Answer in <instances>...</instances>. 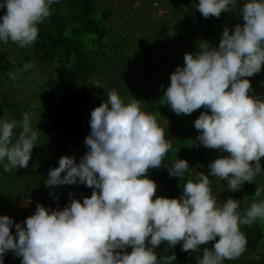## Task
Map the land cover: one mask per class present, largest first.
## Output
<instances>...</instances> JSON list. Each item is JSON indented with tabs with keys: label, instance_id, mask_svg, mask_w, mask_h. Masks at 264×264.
I'll list each match as a JSON object with an SVG mask.
<instances>
[{
	"label": "clouds",
	"instance_id": "clouds-1",
	"mask_svg": "<svg viewBox=\"0 0 264 264\" xmlns=\"http://www.w3.org/2000/svg\"><path fill=\"white\" fill-rule=\"evenodd\" d=\"M55 2L2 0L0 9L6 11L0 16V41L21 48L33 45L38 25L52 14ZM237 7V0H199L196 6L205 19ZM239 12L243 24H236L231 33L224 27L218 47L201 41L197 53L184 54V65L171 73L163 94L177 115L206 109L194 121L200 133L196 141L228 155L210 162L208 175L198 172L195 180H188L179 199L156 196L158 186L148 178L149 170L165 167L170 176L181 179L188 162L164 164L172 145L156 116L143 111L135 97L125 103L110 90L91 111L87 151L79 163L62 156L44 181L45 187L84 184L93 189L91 196L82 203L72 199L59 210L37 202L34 214L22 223L0 216V264L9 251L21 264H173L174 253L158 258L155 249L180 243L182 251L200 252V246L211 241L212 248H203L197 264H224L244 253L247 238L240 226L264 221V200L242 213L239 200L220 202L213 196L209 179L226 181L235 192L264 172V97L249 94L253 90L248 79L264 65V0H245ZM32 67L25 64L22 70ZM94 86L101 88L98 81ZM30 116L24 114L19 124L0 118V162L7 161L6 172L29 165L38 141ZM17 127L22 129L18 135L13 131ZM261 192L257 188L255 195Z\"/></svg>",
	"mask_w": 264,
	"mask_h": 264
},
{
	"label": "trees",
	"instance_id": "trees-1",
	"mask_svg": "<svg viewBox=\"0 0 264 264\" xmlns=\"http://www.w3.org/2000/svg\"><path fill=\"white\" fill-rule=\"evenodd\" d=\"M164 1L168 8L160 11L162 15L156 16L154 10L157 6L151 7L147 0H58L51 5L52 14L38 25V38L31 45L35 59L28 56L25 48L11 41H0V84L24 82L30 96L12 102L0 93V110L3 111L1 118L19 124L24 114L30 113L31 126L38 131V141L29 161L33 168H29V165L24 169L26 175L31 174V179L44 182L49 170L58 167L59 159L65 154L74 157L75 162L79 163L87 151L84 140L90 133L91 111L105 101L108 91L113 89L120 96H124L122 98L125 103L133 96L140 100L143 111L156 116L159 125L165 130V138L168 137L172 145L164 164L170 165L172 160L176 159H185L188 162L189 169L181 179L170 176L165 167L164 171L160 168L149 170L148 178L158 186L156 196L179 199L183 185L188 180H195L197 171L208 175L209 163L223 155L224 152L206 148L196 141L200 133L195 129L194 121L199 109L190 115H177L164 101V89L170 84V75L175 71L179 58L175 35L179 39L183 34L187 35L188 49L198 27L206 29L208 24H202L200 21L194 23L193 18L198 19L201 15L196 8L199 0ZM237 4L239 10L243 3L237 0ZM183 6L190 9L184 11ZM139 7L143 8L144 14L138 20L148 19L151 30L146 34L142 32L135 35L129 14ZM5 11L0 9V16H3ZM116 19H122L121 26L114 27L113 22ZM195 24L198 27H195ZM169 26L176 30L175 34L168 33ZM151 32L157 37V41L149 35ZM201 35L203 34L196 37ZM206 40L210 42L213 39ZM211 46L215 47L212 44ZM136 48L140 49L136 51ZM157 48L162 49L164 54H158ZM195 50L198 52L199 47H195ZM153 54H156V57ZM13 56L15 62H11ZM29 63L33 67L22 70L23 66ZM36 63L48 69L44 77L37 73ZM94 68L97 69L96 78L93 79L95 81H89L88 86L85 81L92 76ZM97 81L101 88L94 86ZM63 84L74 87L65 92ZM161 85L166 87L156 92L157 86ZM88 90V95L83 98ZM262 93L264 88L257 96ZM126 94L130 96L127 98ZM154 100H158L163 106H153ZM166 126H173L177 134H173V129H166ZM21 130L17 127L13 131L18 135ZM70 151L72 154L68 153ZM7 172L0 165V206L3 208L16 196L24 193L20 191V186L25 188L29 185L21 184L19 179L8 182L16 173L2 177ZM209 179L212 192L220 196L218 201L224 202L228 198L239 200L242 213L247 209L243 198L247 197V203L252 204L256 189L264 187L261 186L264 182L256 179L252 183L244 184L246 192H230L226 181L211 176ZM85 188L87 186L80 183L48 187L43 184L42 190L35 195L30 207L36 208L37 202L45 206L55 200L53 205L59 210L67 206L72 199L82 203L84 197L91 196L79 193ZM222 189L224 193H220ZM3 215V210L0 209V216ZM240 230L247 238L246 250L239 258L225 260L224 264H235L236 261V264H264V221L258 219L251 227L241 225ZM11 232L15 236L14 227ZM214 243L215 241H211L201 245L200 252L182 251L180 243L174 248H167L166 244H162L155 251L158 258L165 259L174 253L176 260L173 264H197V258L202 257L203 248H212ZM131 250V247L126 249L129 253ZM3 264H21V258L9 251L4 255Z\"/></svg>",
	"mask_w": 264,
	"mask_h": 264
},
{
	"label": "rangeland",
	"instance_id": "rangeland-1",
	"mask_svg": "<svg viewBox=\"0 0 264 264\" xmlns=\"http://www.w3.org/2000/svg\"><path fill=\"white\" fill-rule=\"evenodd\" d=\"M180 2H183V0H180ZM241 2L244 3L245 0H241ZM147 3L151 4L152 5L151 7L157 6V9L154 10V13H155L156 16L162 15L161 12L168 8V5H167V3L164 0H159V1L158 0H147ZM198 3L199 2H197V5H198ZM241 6L242 5H240V7ZM182 9L184 11H187L190 8H186V6H183ZM131 12L132 13L129 14V18H130V20L132 22L133 28H135V31H134L135 35L141 34L142 32L144 34H146L148 31L151 30L150 21L148 19L138 20V18L141 15L144 14L143 8L139 7L136 10L135 9L132 10ZM193 20H194V23L196 21H200L202 24L205 23V22H208L207 27H206V29H202V28L196 26V24H195V27H198V29L196 30V32L194 34L193 40L189 43V48L188 49L186 47L188 45L187 35L183 34L180 39L178 38V36L175 35L176 43L178 41V44H177L176 48H177L178 54H179V58L177 59V65L176 66H181L182 67L184 65L183 57H184L185 53H191L193 50H194L193 51L194 54L197 53L196 50H195V47L198 46L199 42L207 41L206 39L210 38V39H213L212 41H210V46L212 44L213 46L218 47L219 41H220L221 36H222V32L224 30V27L227 26L229 28V30H230V33H231V30L235 27L236 24H241V25L243 24V20H242V17L240 16V12H239L238 9L236 11L222 12L219 18L209 17V18L205 19L202 16V14H201L200 16H198V19L197 18H193ZM138 21H140V22H138ZM161 22L162 21H160V23ZM122 23H123L122 19H116V20H114L113 25H114V27H119V26L122 25ZM160 23H158V26H160ZM200 30H202L204 32L202 33ZM175 32H176V30H174V28H172L170 26L168 27V33L175 34ZM151 33H149V35L151 37H153L155 39V41H157V37H154V33H152V34ZM200 34H203V35H201V37H199V38L196 37L197 35H200ZM152 44H153V42L151 43V45ZM25 49L27 50L28 56H30L31 58L35 59V56L33 54L34 50H31V46H29V47H27ZM139 49L136 48V51H138ZM157 49H158V51L157 50L156 51L158 52V54H160V55L164 54L162 49H160V48H157ZM153 56L156 57V54H153ZM94 59L95 58H93V61H94ZM11 62H15V56L12 57ZM36 65H37V69H36L37 73L38 72L40 73V77H44L45 76L44 73L46 71H48V69H44L42 67V64L39 65V63H36ZM263 72H264V70L261 69V74ZM91 73H93L92 76H89L87 78V80L85 81L86 85H88V86H89V83H90L89 81H95L93 79L96 78L95 74L97 73V69L94 68V71L91 72ZM101 77H103V79H105L104 75H102ZM248 79L251 80V77L248 78ZM77 83H78V81H77ZM0 85H2V86H0V93L2 95H4V97H7V99L9 98L12 102L16 101L17 99H25V98H29L30 97L28 92H27L28 88L26 89V85H25L24 82H20L19 84H9V83L3 82ZM75 85H76V83H74V86ZM63 86L66 88V90L64 89V87H61V88L64 89L65 92L70 90V89H72L74 87L72 85H64V84H63ZM164 87H166V86H164ZM263 87H264V79H262V83L260 85H258V89L259 90L257 92L255 91L256 95L259 92H261V89ZM160 89H161V87L157 86L156 92H159ZM98 92L99 91H96V93H98ZM88 93H89V90L85 91V94H84L83 98L86 97L88 95ZM262 94H264V93H262ZM126 96L128 98L130 95L126 94ZM122 97H124V96H121V98ZM80 103L82 104L83 102L80 101ZM80 103H79V105L81 106ZM152 104H153V106H156V107L163 106V104H161L158 100H154L152 102ZM203 111H207V110L202 107L201 109L198 110L196 117L198 118L200 113L203 112ZM0 114H3V111L0 110ZM0 118H1V115H0ZM157 122H158V120H157ZM165 128L168 129L169 131H171L174 127L173 126H166ZM173 134H177V130L173 129ZM166 140H169L168 137L166 138ZM68 153L72 154L71 151L68 152ZM223 155H228V153L224 152ZM63 156H69V154H65ZM172 161L174 162V160H172ZM263 161H264V157H262L261 161H260L262 169H264ZM6 162L7 161L5 160L4 162H1L0 165L2 167H4V163H6ZM29 165H28V167H29ZM202 165H204V164H202ZM34 167H36V166H34ZM29 168H33V166L30 165ZM24 169L25 168H21V167H18L17 169L13 168L11 171L7 172L5 176H2V177H6L8 175H12L13 173H16L15 176L12 179H9L8 182H13L16 179H19V182L21 184H25V183L29 184L25 188L23 186H20V188H21L20 191H24V193L16 196L8 204L7 207L3 208V207L0 206V209L3 210L4 215H7L10 218H12V220L14 221V224L15 223H22L23 221L26 220L27 217H29L30 215L34 214L35 208L30 207L31 203H27L26 204L25 201L30 199L31 202H33V198L35 197V195H37L42 190L41 187L44 184V182H42L40 180L31 179L32 178L31 174L30 175H26V173L24 172ZM160 169L164 171L163 167H160ZM194 171H196V170H194ZM198 172H200V171H197V173ZM256 179H259L260 182H264V172H261L260 174H258L255 177L254 180H256ZM217 180H219V178H217ZM245 183H249V182H244L243 183V185H242V187L240 189V192H243V193L246 192V190L244 188V184ZM261 186H264V185L262 184ZM261 190H262L261 194H264V187ZM92 191H93L92 188L87 187L84 190L79 191V193L87 196V195H91ZM97 192H99V191L97 190ZM220 193H224V190L223 189L220 190ZM212 194L217 199L220 197V196H216L213 192H212ZM224 195H226V194H224ZM259 200H264V195H261L260 197L255 196L252 201L253 202H258ZM247 201H248L247 197H244L243 198V204H245L247 206V209H248L251 206V204H248ZM54 203H56L55 200L52 201V203L46 204L44 207L48 208V209H57L58 210V208L53 205ZM23 226L26 227V225H23ZM257 258H258V255L256 256V259ZM236 262H235V264H236Z\"/></svg>",
	"mask_w": 264,
	"mask_h": 264
},
{
	"label": "crops",
	"instance_id": "crops-1",
	"mask_svg": "<svg viewBox=\"0 0 264 264\" xmlns=\"http://www.w3.org/2000/svg\"><path fill=\"white\" fill-rule=\"evenodd\" d=\"M262 69L264 70V67L262 65ZM262 79H264V72L261 74L258 73V74H254L252 77H251V80H250V84H251V87H252V92L249 93L250 95H256V92L259 90L258 89V85H260L262 83ZM264 88V87H263ZM256 91V92H255ZM260 93V92H259ZM258 95V94H257ZM256 95V96H257Z\"/></svg>",
	"mask_w": 264,
	"mask_h": 264
},
{
	"label": "built area",
	"instance_id": "built-area-1",
	"mask_svg": "<svg viewBox=\"0 0 264 264\" xmlns=\"http://www.w3.org/2000/svg\"><path fill=\"white\" fill-rule=\"evenodd\" d=\"M261 97H264V94H262Z\"/></svg>",
	"mask_w": 264,
	"mask_h": 264
},
{
	"label": "bare ground",
	"instance_id": "bare-ground-1",
	"mask_svg": "<svg viewBox=\"0 0 264 264\" xmlns=\"http://www.w3.org/2000/svg\"><path fill=\"white\" fill-rule=\"evenodd\" d=\"M261 97V96H260Z\"/></svg>",
	"mask_w": 264,
	"mask_h": 264
}]
</instances>
